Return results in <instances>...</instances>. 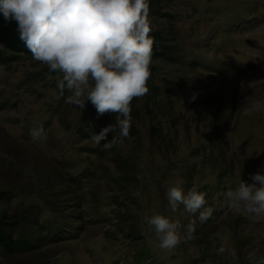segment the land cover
I'll return each mask as SVG.
<instances>
[{
    "label": "rangeland",
    "instance_id": "374dc122",
    "mask_svg": "<svg viewBox=\"0 0 264 264\" xmlns=\"http://www.w3.org/2000/svg\"><path fill=\"white\" fill-rule=\"evenodd\" d=\"M162 4L173 17L149 15L152 31L175 36L169 42L177 55L188 52L186 61L152 56L149 92L133 99L129 135L109 150L91 137L115 122L114 113L92 115L91 102L84 109L66 103L56 72L24 52L3 50L0 216L21 218L33 203L59 196L83 220L74 223L75 240L26 252L0 247V264H130L140 246L122 233L127 224L155 256L145 264H264V218L230 210L220 188L206 193L212 216L170 251L144 221L173 218L166 191L185 175L198 190L204 180L215 186L210 170L222 169L227 192L264 168V0ZM40 125L45 139L34 143L29 131ZM112 135L118 133L107 139Z\"/></svg>",
    "mask_w": 264,
    "mask_h": 264
},
{
    "label": "clouds",
    "instance_id": "9594fccd",
    "mask_svg": "<svg viewBox=\"0 0 264 264\" xmlns=\"http://www.w3.org/2000/svg\"><path fill=\"white\" fill-rule=\"evenodd\" d=\"M0 14L5 22H16L32 58L58 74V98L67 92L66 103L84 109L91 102L98 116L115 114L114 123L92 135L95 145L109 150L129 135L130 104L149 92L153 39L148 0H0ZM109 133L118 135L109 140ZM29 135L34 143L45 139L43 125L31 128ZM250 178L252 183L240 180L224 194L227 207L264 218V168ZM183 183L177 179L166 191L170 210L176 213L182 207L181 215L203 223L215 209L207 206L206 193H185ZM144 221L162 250L194 238L196 219L185 234L178 220L164 215H146Z\"/></svg>",
    "mask_w": 264,
    "mask_h": 264
},
{
    "label": "trees",
    "instance_id": "16d2710c",
    "mask_svg": "<svg viewBox=\"0 0 264 264\" xmlns=\"http://www.w3.org/2000/svg\"><path fill=\"white\" fill-rule=\"evenodd\" d=\"M148 3L149 15L159 13L168 16L172 15L169 12H161L163 0H148ZM16 27L17 24L15 21L5 22L3 15L0 14V57L3 54V50L17 53L24 52L31 55V52L26 48L24 42L19 39V33L16 31ZM167 35V32L163 31H151L149 33V37L153 39L152 56H162L173 61H177L178 57H182L184 60L180 64L185 62L188 52H181V54L177 55L173 44L169 42V38L175 36L170 37ZM92 115H97V111L93 105ZM215 174L216 176L214 177ZM224 174L225 171L222 169L218 172L210 170V178H215L214 183L216 182V185L214 186L213 182L204 180L201 182L203 184L197 191L201 190V192L210 193L215 192L217 187L223 193H226V189H223V185L222 187L220 185V180ZM189 178L185 175L184 179L186 182L182 185L185 193L194 186ZM72 179L75 180V178ZM216 192L219 193V190H216ZM0 195L2 196L3 192H0ZM58 197L43 202L42 206L33 203L21 218L2 213L0 216V247H2V250L6 253L26 252L35 250L41 245H52L78 239L79 228L75 227L78 224L74 223L82 221V216L72 214L78 213L76 212V207L59 203ZM163 203L168 205V202ZM48 210H50V213L45 214ZM172 215L173 218L171 219L178 220L182 225V229L187 227L188 223L193 219H196L195 228L203 225L196 217L187 213L181 215L178 212ZM127 228H121L124 236L131 235L128 239H139L138 244L140 246V248L138 247L132 251L133 259L130 264H145L147 261H155V256L150 255V247L145 245L146 241L142 238L143 236L133 225L127 224ZM249 261L246 258H240L236 262L237 264H248Z\"/></svg>",
    "mask_w": 264,
    "mask_h": 264
}]
</instances>
